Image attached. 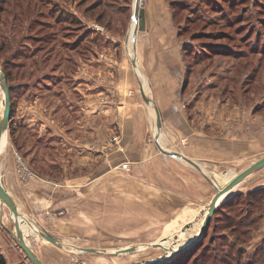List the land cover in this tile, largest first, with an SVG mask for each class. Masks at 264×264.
<instances>
[{"label":"rangeland","instance_id":"obj_1","mask_svg":"<svg viewBox=\"0 0 264 264\" xmlns=\"http://www.w3.org/2000/svg\"><path fill=\"white\" fill-rule=\"evenodd\" d=\"M146 2L140 0L142 8ZM166 2L180 39L182 112L201 133L236 139L222 144L229 149L222 158L196 163L212 181H227L264 156V0ZM133 4L134 0H0V68L11 85L2 154L11 153L14 172L24 186L31 180L41 182L44 200H66L47 221L56 216L70 220L69 233L56 235L61 246L37 233L33 234L40 239L32 234L26 241L43 264H139L165 254L169 260L161 264H264V252L252 256L264 249V234L258 235L264 224V167L218 202L204 236L170 255L198 234L216 190L191 163L160 152L155 112L141 97L138 83L132 93L146 109V115H137L147 149L146 159L141 157L146 161V182L132 175L133 154L124 157L120 151L106 158L121 144L119 124L107 128L102 119L110 115L109 108L100 111L98 123L87 112L97 102L112 101L107 86L125 66H138L146 73L141 58L134 66L129 59L134 56L129 36ZM148 91L154 99L155 92ZM2 106L0 87V116ZM91 121L101 136L110 135L99 142L98 158L74 150L75 139L87 132L78 130ZM171 138H163L169 150L186 151L187 137ZM107 164L114 165L110 172L95 171V165L101 169ZM182 164L194 168L205 183L204 195L202 184H194L201 200L195 199L196 190H174L178 175L187 173L179 171ZM161 165L168 183L173 175L167 171L175 166V187L160 188ZM126 245L140 247L118 252Z\"/></svg>","mask_w":264,"mask_h":264},{"label":"crops","instance_id":"obj_2","mask_svg":"<svg viewBox=\"0 0 264 264\" xmlns=\"http://www.w3.org/2000/svg\"><path fill=\"white\" fill-rule=\"evenodd\" d=\"M143 9L145 17V28L138 34V36H136L137 38L135 44H133L132 51L134 60L137 59L139 61L140 58L142 59L144 68L143 70H145L146 73H143L138 66V70L136 68H133V70H131V68H129V65L125 66L122 70H119L118 74H116L117 80L111 82L107 86L108 91L109 89L111 90L110 96L112 101H108V104H99L97 102V105L93 104L91 107H88L89 112H87L92 113L90 118L95 119L94 121L98 123V115L100 114V111L109 108V110L111 111L110 115H106V117L102 120L106 121L107 128L110 125V127H116V124H119L121 132V144L119 145V147H116L108 152L106 158L108 157L109 159V157H112L114 155V152L118 155L120 154V151L124 157L126 154H133L134 159L132 160V162L134 164L130 161L133 168L132 175H136L134 177L139 183L141 181L146 182L144 177L147 174V166L146 161L144 160L147 156V149L146 144L142 143L141 135L143 131L142 129L141 131H139L140 117H138L137 115L143 113L146 115V109L144 108V106L140 105V101L135 99V94L132 93V88L136 83H138V85L142 84L146 95L151 97L152 99L153 97L149 94L148 90L151 89V91L155 92L153 100L156 103L161 114L162 128H165L163 130L161 128L159 136L157 135L158 138L156 136L158 142H161L160 145L162 147L169 149L165 146V140L168 137H172L171 139H173L178 136H185L188 139V146H186L187 149L185 152L180 151L182 154L195 162L200 160L217 161V159L222 158L221 154H224L223 152H226L228 149V146L222 147V144L236 141V139L230 140V138H223L219 136L212 137L208 134L201 133L197 126H193L194 120H192L189 115L185 114V112H182L179 103V89L181 86V74H184V71L181 70L182 68L179 62L180 39L177 36L178 32L176 30V27L174 26L175 24L168 9L167 2L166 0H147L146 5ZM136 53H139L140 57H138ZM129 59L131 61L132 57ZM123 63L124 59H122L121 64ZM137 71H139V73ZM142 76H144V78L146 76L147 79L145 78L143 79V83H139V80L140 78H142ZM129 91L130 93L128 94ZM107 113L109 114V112ZM150 116V120L152 121L153 117L151 115V112ZM92 122L93 121H91L90 124H85V127L81 126L80 130H78L87 132L82 136L81 139H75L74 148L75 151L81 152V156L86 153L89 154L91 158L93 156L97 157L98 151H101L99 142L109 140L110 136L107 133H103V135L101 136V133L97 131L96 126H94ZM87 126H89V130H87ZM142 126L144 129L145 125L143 124ZM80 134L82 135V133ZM163 138H165V140ZM6 153L7 154H5V156L2 154V151L0 153V180L21 214L19 217L24 225V233L27 234L30 233V230L32 231V229L29 228L30 226L46 230L47 232H50L55 236H65V234H68L69 229L68 227H66L70 222V220H68V217L58 218V216H56L55 220L51 221H47L46 219L52 212H56L58 209L65 207L66 200H44V193L41 190L40 194L39 191L40 187H42L41 182H34L33 180H31L28 182L27 186H24L19 181L18 177H16V174L14 172V168L12 165L13 158L11 153ZM141 157L144 158V160ZM136 162L138 163L135 164ZM96 165L94 166L96 172H110L114 168L113 164L101 166V169ZM161 166L162 167H160L159 170L161 175L159 180H157L160 188L164 189L165 186H169L168 184H171L172 187H175L174 183L177 181V172L174 170L175 166L173 165V169L167 171V173L173 175L170 178V183H168L169 179L167 178V176L164 175L163 165ZM178 169L181 173H185L186 170L187 173H185V176L187 177L184 178L185 176L183 174L182 177L178 175L179 183L177 185V188H174V190L179 191L181 188H186L187 190L192 191L196 190L197 193L195 199L201 200V197L198 198L201 192L195 188L194 184H196L197 186H199V184H202L200 186L201 188H199L204 192L205 183L200 179L198 173L195 172L194 168L186 164L178 166ZM137 176L141 177L137 178ZM254 186L256 187L257 185ZM206 189V193H209L208 184H206ZM204 194L205 192L203 193V195ZM31 234L33 233L31 232ZM260 234H264V224L261 230L258 231V235ZM32 236L35 239H40V237H37V235L35 236V234H33ZM0 252L5 256L7 264L27 263L23 256L20 255L21 251L16 243L14 221L10 216L8 208L1 201Z\"/></svg>","mask_w":264,"mask_h":264},{"label":"water","instance_id":"obj_3","mask_svg":"<svg viewBox=\"0 0 264 264\" xmlns=\"http://www.w3.org/2000/svg\"><path fill=\"white\" fill-rule=\"evenodd\" d=\"M133 23H134V27H133V31L132 34L130 36L131 42L132 44H135L136 41V36L138 34L139 31L144 30L145 28V17H144V9L142 8L141 4H140V0H134V4H133ZM129 37V36H128ZM132 64L135 65V60L132 57L131 59ZM0 78L2 80V102H3V109L1 112V116H0V153L2 151V138L3 135L7 134V127L9 124V120H10V110H11V102H10V92H9V84L6 81V78L4 77L1 68H0ZM140 93L141 96L143 98V100L147 103V104H151L153 106L154 112H155V124H156V134H158L161 130V126H162V120H161V114L160 111L156 105V103L154 102V100L147 96L143 85L140 84ZM155 134V137H156ZM7 136V135H6ZM155 142L157 144L158 149L160 150V152L167 154V155H171L174 156L176 158H181L186 160L187 162L191 163L193 166H195L198 170H200L203 175L210 181V183H212L215 187V194L212 197L206 213L203 217V220L201 222L200 228H199V233L197 235V237L191 241L188 242V244L176 249L174 252H172L170 255L172 254H180L181 252L185 251L186 249H188L190 246H192L194 243H196V241H198L202 236H204L205 234V229L207 228L210 219L217 207L218 202L221 200V198H223L231 189H233L238 183H240L242 180H244L245 177H247L250 173L261 169L264 167V156L256 159L255 161H253L251 164H249L248 166H246L245 168H243L242 170H240L239 172H236L230 179L227 180V182H225L224 185H222L221 187H218L214 181H212L204 171H202L201 167L193 160L189 159L188 157H186L184 154L174 151V150H169L166 149L164 147H162L157 138H155ZM0 201L8 208L9 213L11 218L14 221V226H15V237H16V243L19 246V248L24 252L25 256L30 260L31 264H43V262L41 261V259L37 256V254L34 252V250L31 248V245L29 242H26V238L29 240V237L32 235V233H37L38 235H40L41 237H43L45 240L56 244L58 246H61V243L59 241V239L47 232L46 230L43 229H36L34 227H30L32 229V231L30 230V233H27L26 236L24 235L22 229H21V222L19 221V216L21 215L16 204L14 203V201L12 200V198L10 197L9 193L6 191V189L4 188V186L1 183L0 180ZM34 231V232H33ZM88 251H93V249H88V248H84ZM169 260V256H167V254L161 256L160 258H154L152 260H145L139 264H161L165 261Z\"/></svg>","mask_w":264,"mask_h":264},{"label":"bare ground","instance_id":"obj_4","mask_svg":"<svg viewBox=\"0 0 264 264\" xmlns=\"http://www.w3.org/2000/svg\"><path fill=\"white\" fill-rule=\"evenodd\" d=\"M133 20V19H132ZM133 27H134V23L132 22V26H131V29H130V32H129V36H131V34H132V31H133ZM131 40V39H130ZM137 69V68H136ZM138 70V69H137ZM0 87H1V90H2V80H1V78H0ZM2 109H3V106H2ZM7 135V134H6ZM6 135H3V138H2V146L5 144V141H6ZM234 175V174H233ZM232 175V176H233ZM231 176V177H232ZM231 177H229V179L231 178ZM225 182H227L225 179L224 180H222V181H214V183L218 186V187H221L222 185H224L225 184ZM222 199V198H221ZM19 221L21 222V229H22V231H23V233H24V225H23V223H22V221H21V219H20V217H19ZM200 228V227H199ZM198 233H199V229H198ZM24 235H25V233H24ZM198 235V234H197ZM197 235L194 237V238H191L189 241H191V240H193V239H195L196 237H197ZM189 241H187L184 245H186V244H188V242ZM27 242V241H26ZM183 245V246H184ZM140 247V245H126V246H124V247H122V248H120V249H117L118 250V252H123V253H127V252H130L131 250H134V249H138ZM182 247V246H181ZM180 248V247H179ZM170 249V248H169ZM96 250V249H95ZM111 251H114L113 249H111ZM173 252V251H172ZM160 258V257H159Z\"/></svg>","mask_w":264,"mask_h":264},{"label":"trees","instance_id":"obj_5","mask_svg":"<svg viewBox=\"0 0 264 264\" xmlns=\"http://www.w3.org/2000/svg\"><path fill=\"white\" fill-rule=\"evenodd\" d=\"M174 15V12L172 13ZM174 20H175V16H174ZM10 89H11V85L9 86V92H10ZM11 111V110H10ZM252 203V202H251ZM247 217V216H246ZM253 220H248V224H251ZM246 222V223H247ZM264 252V249H258L256 251H254L253 253V257H260L261 255H263L262 253ZM256 261V260H255ZM0 264H7V261L5 259V256L0 252Z\"/></svg>","mask_w":264,"mask_h":264}]
</instances>
